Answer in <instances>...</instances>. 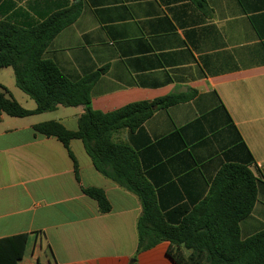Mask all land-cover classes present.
<instances>
[{"label":"crops","instance_id":"1","mask_svg":"<svg viewBox=\"0 0 264 264\" xmlns=\"http://www.w3.org/2000/svg\"><path fill=\"white\" fill-rule=\"evenodd\" d=\"M77 7L45 58L72 80L99 74L94 110L183 96L156 109L141 132L116 135L149 148L147 172L163 201L203 200L219 168L237 156L239 134L262 181L242 236L264 228V0H0V20L29 28ZM10 84L0 81L23 107L36 108L16 80ZM85 110L0 117V239L29 235L20 264H129L137 254L139 197L98 172L82 140L67 148L34 129L53 120L75 131ZM83 187L102 188L111 211L101 213ZM169 245L139 254V263L175 264Z\"/></svg>","mask_w":264,"mask_h":264},{"label":"trees","instance_id":"2","mask_svg":"<svg viewBox=\"0 0 264 264\" xmlns=\"http://www.w3.org/2000/svg\"><path fill=\"white\" fill-rule=\"evenodd\" d=\"M80 12L79 7L63 10L29 28L0 20V70L12 68L17 87L36 103L35 109H27L0 85V117L3 113L28 117L59 106L86 107L75 131L53 120L34 129L58 138L67 148L72 139L82 140L96 170L139 197L138 250L129 264H140L139 254L164 242L170 244L167 254L175 264H264V228L247 238L242 236L241 224L252 215L262 184L252 170L255 158L242 137L238 134L237 156L219 168L203 200L164 202L165 191L152 184L147 172L144 156L149 148L140 150L116 135L124 129L130 134L141 132L156 109L169 108L183 96L141 101L108 113L94 110L92 87L99 74L72 80L56 62L45 58L56 36L74 23ZM82 190L98 203L101 213L111 211L102 188ZM28 240V234L0 239V264H20Z\"/></svg>","mask_w":264,"mask_h":264},{"label":"rangeland","instance_id":"3","mask_svg":"<svg viewBox=\"0 0 264 264\" xmlns=\"http://www.w3.org/2000/svg\"><path fill=\"white\" fill-rule=\"evenodd\" d=\"M3 73H0V81L1 82H3V83H5L6 85H11L10 84V81H11V83H15V79H14V77H13V74H14V71H13V69H8V71H2ZM5 72H7V74L9 73V74H11L10 76H8V75H6V73ZM5 73V74H4ZM23 94V93H22ZM26 96V98H28V100H31V102L33 103V105L35 104L34 103V101L32 100V99H30V97H28L27 95H25ZM26 105V104H25ZM26 107H28V106H26ZM54 114V113H53ZM57 116V114L55 113L54 115H52L53 117L54 116ZM264 227V226H263Z\"/></svg>","mask_w":264,"mask_h":264},{"label":"built area","instance_id":"4","mask_svg":"<svg viewBox=\"0 0 264 264\" xmlns=\"http://www.w3.org/2000/svg\"><path fill=\"white\" fill-rule=\"evenodd\" d=\"M25 264H41L37 261H27Z\"/></svg>","mask_w":264,"mask_h":264}]
</instances>
